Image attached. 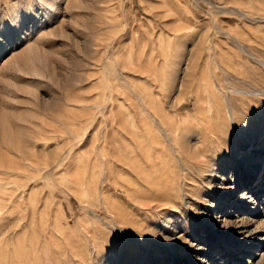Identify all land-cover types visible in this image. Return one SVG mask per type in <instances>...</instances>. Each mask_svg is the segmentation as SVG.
Wrapping results in <instances>:
<instances>
[{
    "label": "rangeland",
    "instance_id": "1",
    "mask_svg": "<svg viewBox=\"0 0 264 264\" xmlns=\"http://www.w3.org/2000/svg\"><path fill=\"white\" fill-rule=\"evenodd\" d=\"M262 140L264 0H0V264H264Z\"/></svg>",
    "mask_w": 264,
    "mask_h": 264
},
{
    "label": "bare ground",
    "instance_id": "2",
    "mask_svg": "<svg viewBox=\"0 0 264 264\" xmlns=\"http://www.w3.org/2000/svg\"><path fill=\"white\" fill-rule=\"evenodd\" d=\"M227 95H225V97H226ZM224 97V98H225ZM227 98V97H226ZM229 98V97H228ZM221 106V105H220ZM217 109V108H216ZM227 117H228V120L227 121H230V123H232V125H233V123L235 122V115H234V110L230 107V108H228L227 109ZM217 120V119H216ZM235 124V123H234ZM218 126L219 125H217V129H216V127H214L216 130H214V132H215V136H214V141H217V143H219V145H220V148H222L223 150H227L228 148H230V146H228V144H227V142H226V140L223 138V131L221 130V128H218ZM224 126V125H223ZM165 134H166V136H168L169 137V133L168 132H164ZM212 140V141H213ZM151 141V140H150ZM264 142V140H262L260 143H263ZM153 143V142H152ZM156 144V143H155ZM137 145V144H136ZM135 146V145H134ZM134 149V148H133ZM221 154H223V153H221ZM218 156V155H217ZM262 162V163H264V157L263 158H261V159H259V161L258 162ZM197 166V165H196ZM189 171H190V169H189ZM197 171V170H196ZM201 171V170H200ZM213 171V170H212ZM216 171V170H215ZM211 173V172H210Z\"/></svg>",
    "mask_w": 264,
    "mask_h": 264
}]
</instances>
